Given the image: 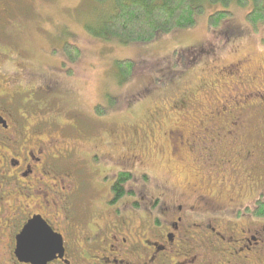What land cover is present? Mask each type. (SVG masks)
<instances>
[{"label":"rangeland","instance_id":"1","mask_svg":"<svg viewBox=\"0 0 264 264\" xmlns=\"http://www.w3.org/2000/svg\"><path fill=\"white\" fill-rule=\"evenodd\" d=\"M113 3L0 1V114L15 122L11 127L19 133L0 135V159L36 153L37 145L43 154L53 147L72 149L74 158H66L59 168L66 174L78 169L82 176L87 173L91 180L82 190L92 193L95 203L108 195L103 183L111 186L119 173H128L125 188L140 189L145 204L160 198L159 215L169 221L178 205L187 210L206 204L209 210L225 207L232 193L240 201L255 197L243 182L244 174L237 172L246 150L264 161V25L254 31L247 23L253 6L249 11L233 6V17L214 29L209 16L223 8L206 5L193 29L161 34L146 45H124L99 36ZM7 9L13 16L6 21L2 16ZM66 44L81 51L74 63L64 54ZM121 60L134 63L128 80L118 71ZM26 91L62 96L61 104L70 113L61 115L57 125L38 130L41 116L28 110L29 137L22 138L26 124L19 114L24 108L15 110L8 100ZM223 106L225 114L213 117L211 112ZM230 109L237 110L235 128L229 127L234 119L227 115ZM33 127L42 143L36 135L30 138ZM216 147L219 159L206 164L205 153ZM228 160L234 167L222 165ZM99 176L101 181H95ZM11 189L12 183L1 191L11 194ZM13 191L22 200L29 194V205L38 203L31 191ZM92 208L104 209L99 201ZM227 239L236 245L240 237Z\"/></svg>","mask_w":264,"mask_h":264},{"label":"flooded vegetation","instance_id":"2","mask_svg":"<svg viewBox=\"0 0 264 264\" xmlns=\"http://www.w3.org/2000/svg\"><path fill=\"white\" fill-rule=\"evenodd\" d=\"M11 16L7 9L2 17L7 21ZM43 92H20L8 100L10 107L17 106L15 110L24 108L25 112L19 114V119L26 124L22 138L29 137L28 110L41 116L38 130L42 125H57L61 115L70 113L61 104L62 96L54 93L45 96ZM7 98L9 95L4 99ZM225 111L223 106L211 113L219 117ZM236 114L237 110H228L227 115L234 118L231 128L239 123ZM13 123L1 113L0 135L19 134L11 127ZM34 129L30 138L36 135V141L42 143ZM225 131L218 130V133ZM226 133L231 135L232 131ZM40 150L37 145L36 153L30 150L0 159V264H44L45 258L41 257L46 253L53 255L46 264H264V226L257 224L264 222V217L258 215L264 206V161L255 159L253 150H246L237 172L244 174L243 182L255 197L240 201L239 194L232 193L235 196L225 207L209 210L206 204L204 209L191 206L187 210L178 205L172 221L163 220L159 215L160 198L145 204L146 197L140 189L127 190L120 183L122 173L111 186L103 183L109 190L107 196L98 199L104 209L94 211L92 206L98 201L95 203L93 194L82 190L83 183L90 182V176L87 173L82 176L79 169L77 173L66 174L59 168L66 158H74L76 151L53 147L43 154ZM217 150L216 147L205 153L206 164L212 165L219 159ZM222 165L234 167V162L223 161ZM101 176L94 180H100ZM10 183L11 194L1 191ZM47 185L52 189H47ZM118 185L123 195L116 192ZM58 186L61 189L57 190ZM15 187L31 191L30 195L38 198V203L29 205V194L26 200L17 197ZM93 191L96 196L97 189ZM50 193L54 199H49ZM33 220L41 223L32 227L31 236L21 240L23 231ZM232 235L240 237L238 244L227 239Z\"/></svg>","mask_w":264,"mask_h":264},{"label":"trees","instance_id":"3","mask_svg":"<svg viewBox=\"0 0 264 264\" xmlns=\"http://www.w3.org/2000/svg\"><path fill=\"white\" fill-rule=\"evenodd\" d=\"M206 5L222 10L214 11L208 19L211 28L219 29L233 17L230 10L233 6L247 9L252 5L246 15L247 23L257 31L264 25V0H114L112 10L103 19V30L99 36L106 40H116L124 45H146L157 40L159 35H169L179 30L193 29L199 16L205 12ZM213 9V8H212ZM64 54L72 63L80 57L78 47L66 44ZM118 71L123 80H128L134 70L131 60L117 62ZM71 73V72H70ZM101 115L100 107L96 109ZM121 184L129 180V175H120ZM116 192L123 195L118 185ZM264 217V206L260 208Z\"/></svg>","mask_w":264,"mask_h":264},{"label":"water","instance_id":"4","mask_svg":"<svg viewBox=\"0 0 264 264\" xmlns=\"http://www.w3.org/2000/svg\"><path fill=\"white\" fill-rule=\"evenodd\" d=\"M36 223H41L40 222H37L35 220H33L32 222L29 223V225L25 228V230L23 231V234L21 236V240L28 237V236H31V230H32V227L36 225ZM52 235V234H51ZM53 237V236H51ZM42 254H40L39 256H41ZM39 256H37L39 258ZM42 259H44V264H46L47 262L51 261L52 258H53V255L52 254H49V253H46L44 254V256L41 257Z\"/></svg>","mask_w":264,"mask_h":264}]
</instances>
